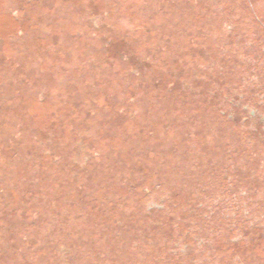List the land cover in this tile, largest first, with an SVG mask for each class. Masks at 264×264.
Wrapping results in <instances>:
<instances>
[{
	"label": "rangeland",
	"instance_id": "rangeland-1",
	"mask_svg": "<svg viewBox=\"0 0 264 264\" xmlns=\"http://www.w3.org/2000/svg\"><path fill=\"white\" fill-rule=\"evenodd\" d=\"M242 104L264 0H0V264H264Z\"/></svg>",
	"mask_w": 264,
	"mask_h": 264
},
{
	"label": "flooded vegetation",
	"instance_id": "flooded-vegetation-1",
	"mask_svg": "<svg viewBox=\"0 0 264 264\" xmlns=\"http://www.w3.org/2000/svg\"><path fill=\"white\" fill-rule=\"evenodd\" d=\"M212 93H215V92H212ZM242 105L243 106H241L240 107L241 109L239 108V110H240L241 116L243 117V120L248 121L251 124V126L254 127V128L255 127L262 128L263 129V133H261V136L264 138V118H262L261 116L256 115L252 110L249 111V110L245 109L244 104H242ZM222 107H223V105H220V110H222L223 112H229V109L226 108L224 110ZM239 224L240 223H238V225ZM255 226H256V228H260V230L256 231V232H252V233L254 235L257 233L258 238H262L264 240V229H263V226L261 225V227H260V225L258 226L257 223L255 224ZM251 227H253V225L250 223L249 226L244 227V230L248 231V230H250Z\"/></svg>",
	"mask_w": 264,
	"mask_h": 264
},
{
	"label": "trees",
	"instance_id": "trees-1",
	"mask_svg": "<svg viewBox=\"0 0 264 264\" xmlns=\"http://www.w3.org/2000/svg\"><path fill=\"white\" fill-rule=\"evenodd\" d=\"M235 91H242V90H241V87L238 86L237 89H236ZM138 235H139V234H137L136 236H138ZM176 246H177V244L174 245V247H176Z\"/></svg>",
	"mask_w": 264,
	"mask_h": 264
}]
</instances>
